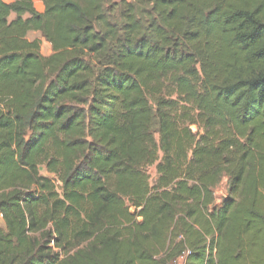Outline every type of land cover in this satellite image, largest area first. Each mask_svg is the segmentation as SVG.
Masks as SVG:
<instances>
[{
	"label": "trees",
	"instance_id": "trees-1",
	"mask_svg": "<svg viewBox=\"0 0 264 264\" xmlns=\"http://www.w3.org/2000/svg\"><path fill=\"white\" fill-rule=\"evenodd\" d=\"M41 1L0 0V264H264V0Z\"/></svg>",
	"mask_w": 264,
	"mask_h": 264
},
{
	"label": "rangeland",
	"instance_id": "rangeland-1",
	"mask_svg": "<svg viewBox=\"0 0 264 264\" xmlns=\"http://www.w3.org/2000/svg\"><path fill=\"white\" fill-rule=\"evenodd\" d=\"M5 1H9V0H5ZM42 10H43V3L41 1L40 3ZM36 8V7H35ZM27 38L32 40L35 38H38L40 41V51L43 55H49L51 53V46L48 42H46L44 40L43 37H41L40 32L38 31H30L27 34ZM160 156V153H159ZM148 173L150 176V182H152L155 177H156V171H155V164L151 165L148 167ZM39 171L44 174V175H49L46 171L45 168L43 167V165L39 166ZM227 192V185H226V177H222L221 181L219 182V184L214 188V197H215V202L219 203L221 201V199L226 195ZM0 227H3V223H2V219L0 217ZM183 259L184 258H179L175 264H182L183 263Z\"/></svg>",
	"mask_w": 264,
	"mask_h": 264
},
{
	"label": "crops",
	"instance_id": "crops-1",
	"mask_svg": "<svg viewBox=\"0 0 264 264\" xmlns=\"http://www.w3.org/2000/svg\"><path fill=\"white\" fill-rule=\"evenodd\" d=\"M40 3L41 0H34V5L38 11H42V8H40L41 7Z\"/></svg>",
	"mask_w": 264,
	"mask_h": 264
}]
</instances>
